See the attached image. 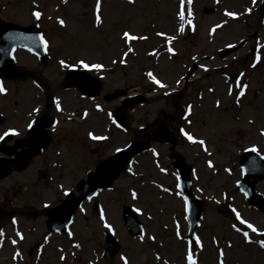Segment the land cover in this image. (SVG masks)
I'll return each instance as SVG.
<instances>
[{
  "label": "rangeland",
  "instance_id": "obj_1",
  "mask_svg": "<svg viewBox=\"0 0 264 264\" xmlns=\"http://www.w3.org/2000/svg\"><path fill=\"white\" fill-rule=\"evenodd\" d=\"M0 14L38 26L47 56L42 62L24 49L15 52L23 74L0 78V135L10 129L21 135L37 116L56 119L45 151L0 179V264H189V255L196 264H264V211L236 188L240 153L264 137V0H0ZM125 32L137 39L127 40ZM241 38L245 45L219 57V49ZM252 45L260 60L258 54L244 58ZM165 46L172 51L162 53ZM80 61L102 66L87 70L102 83L95 95L67 83V70L85 69ZM117 90L147 96L128 112L127 130L113 123L120 101L104 100ZM160 111L178 116L170 142H152L109 188L83 202L65 234H50L41 210L75 191L88 170L137 138L138 127L155 122ZM177 160L191 168V190L203 202L194 242L177 188ZM255 189L264 195V181ZM124 205L143 222L138 236L121 219ZM108 229L120 244L112 257L103 254Z\"/></svg>",
  "mask_w": 264,
  "mask_h": 264
},
{
  "label": "water",
  "instance_id": "obj_2",
  "mask_svg": "<svg viewBox=\"0 0 264 264\" xmlns=\"http://www.w3.org/2000/svg\"><path fill=\"white\" fill-rule=\"evenodd\" d=\"M17 47H24L32 50L39 56L43 55L42 42L40 33L32 27H19L13 24L3 25L0 20V76L8 75L12 71L13 57L12 53ZM75 76L71 80L81 90L85 83L92 78L83 71H73ZM188 76V75H187ZM186 76V77H187ZM99 85L94 82L92 91L96 90ZM118 93L110 94L108 98L117 96ZM144 101L141 96L135 95L127 97L123 102V107L132 108L135 103ZM116 122L121 126H126V116L124 110L115 112ZM52 121H39L28 130L27 136L19 140L17 144L7 149L5 152L10 154L19 146H28L19 152H15L16 158L0 159V177L13 168L24 167L31 157L41 152L49 139L47 126ZM169 131V118L161 114L159 124L154 127H143L140 129L146 140L133 141L120 152H114L102 160L94 170L87 173L86 179L80 181L77 185L78 193L74 195L68 193L65 199L57 206L45 210L47 215L46 226L49 231H60L63 233L70 223L76 208L86 198L93 197L98 191L107 188L113 180L124 170L127 163L139 152L145 150L148 140L155 137L156 139L166 135ZM243 162H245L243 160ZM178 172V187L182 190L185 200H187L186 213L189 219V234L193 237L195 227L198 224V217L201 212L202 203L199 198L194 196L190 190L189 167L183 162L176 164ZM250 168L243 163V180L239 182V188L245 192L249 201L257 207L264 209V199L253 189V183L249 181L250 177H255L249 170ZM260 177V175L258 176ZM261 177H264L261 174ZM122 217L132 234H139L142 226L137 219L135 212L129 207H123ZM118 244L112 235L106 234L105 253L113 254L117 251Z\"/></svg>",
  "mask_w": 264,
  "mask_h": 264
},
{
  "label": "snow or ice",
  "instance_id": "obj_3",
  "mask_svg": "<svg viewBox=\"0 0 264 264\" xmlns=\"http://www.w3.org/2000/svg\"><path fill=\"white\" fill-rule=\"evenodd\" d=\"M97 2L99 3V0H97ZM129 2L131 3L132 0H129ZM188 2L190 3L191 0H188ZM181 3L183 4V0H181ZM226 14H227V15H234L233 13H226ZM33 15L36 16L37 19L40 17V13H39V12H34ZM188 15L190 16V15H191V12H189ZM180 20H181V21L184 20V13H183V12L180 13ZM97 22H99V17H97ZM189 22H190V21H189ZM60 23L62 24L63 22L61 21ZM217 27H219V25H217ZM183 30H184V26H183V24H181V25H180V28H179V31L182 32ZM123 35H124V37H125L127 40H135V39H137L136 36H131V35H129L128 32H125ZM157 35H162V34H161V33H157ZM139 39H145V37L141 36V37H139ZM173 39H174V37H171V36L167 37V40H168L169 42L172 41ZM41 42H43V38H42V37H41ZM129 51H131V49H129ZM168 51L171 52L172 49L169 48ZM257 59H259V57H258ZM123 62H124V61L121 60V63H123ZM61 63H62V65H63L64 67H68V65L63 64V62H61ZM79 63H80V66H81V67H83V68H85L86 70H89V71H91V70H93V69H100V68L102 67L100 64H92V65H88V64H85L83 61H80ZM148 75H149L150 77L152 76L151 73H149ZM152 79H153V82L156 83V84H158L160 87H164V86H165V85H163L159 80H156L155 77H152ZM4 91H5L4 87H3L2 85H0V93H3ZM243 92H244V90H243V88H241V90H240V95H243ZM56 108H57V111L60 110V105H59L58 102H57V104H56ZM33 111L38 112L39 109H34ZM113 123H115V121H113ZM32 126H33V125H32V123L30 122V123L28 124V127H29V128H32ZM181 131L183 132V130H181ZM10 134H11V135H17L18 133H17L15 130L10 129L9 131L4 132L3 135H0V139H3L4 137H6V136H8V135H10ZM89 135H90V137H91L93 140H103V139H106V137H103V136H93L91 133H89ZM185 135H187V138H188L189 140H192V139H193L191 135H188V134H186V133H185ZM262 135H264V132H262ZM199 143L203 144V141H199ZM116 151H117V152H120V151H122V149L117 148ZM251 151L255 152V151H256L255 147H253V148L251 149ZM210 166H211V165H210ZM65 195H67V193H65ZM133 198H135V193H133ZM185 204L187 205V200H185ZM81 211H83V209H81ZM234 211H235V210H234ZM103 218H104L103 215H101V219H102V220H103ZM237 219H240L239 214H237ZM240 223L243 224V223H245V221L240 220ZM105 227L108 228L109 226H108L107 224H105ZM248 228H250V229L252 230V232H256V231H257V229L254 228L251 224H248ZM237 231H239V229H237ZM17 235H19V233H17ZM69 235H71V234L69 233ZM244 237H245L246 240L248 239V233H247V232L244 233ZM13 243H15V241H13ZM198 243H199V241H197V244H198ZM260 247L264 248V241H260ZM122 259H123V257H122ZM188 260H189V264H196V262L192 260L191 255L188 256Z\"/></svg>",
  "mask_w": 264,
  "mask_h": 264
},
{
  "label": "bare ground",
  "instance_id": "obj_4",
  "mask_svg": "<svg viewBox=\"0 0 264 264\" xmlns=\"http://www.w3.org/2000/svg\"><path fill=\"white\" fill-rule=\"evenodd\" d=\"M168 51V48H167V46H165L163 49H162V53H164V52H167ZM235 126V125H234ZM242 230H239V232H241Z\"/></svg>",
  "mask_w": 264,
  "mask_h": 264
}]
</instances>
